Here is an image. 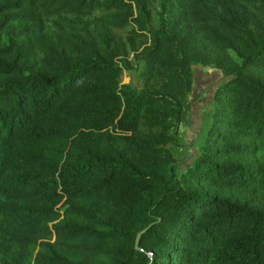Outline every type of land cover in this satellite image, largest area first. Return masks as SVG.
I'll use <instances>...</instances> for the list:
<instances>
[{
	"label": "trees",
	"instance_id": "1",
	"mask_svg": "<svg viewBox=\"0 0 264 264\" xmlns=\"http://www.w3.org/2000/svg\"><path fill=\"white\" fill-rule=\"evenodd\" d=\"M0 264H264V0H0Z\"/></svg>",
	"mask_w": 264,
	"mask_h": 264
},
{
	"label": "rangeland",
	"instance_id": "2",
	"mask_svg": "<svg viewBox=\"0 0 264 264\" xmlns=\"http://www.w3.org/2000/svg\"><path fill=\"white\" fill-rule=\"evenodd\" d=\"M154 24L158 25V17L154 16ZM131 26L119 29L118 33L125 37ZM133 68L125 70L120 78L121 83L141 88V66L132 60ZM193 83L188 96V107L182 121L175 129L177 145H168L176 161V174L181 179L182 171L191 165L201 152L207 130L212 121L214 108V92L223 81L220 70L201 64L192 66Z\"/></svg>",
	"mask_w": 264,
	"mask_h": 264
},
{
	"label": "water",
	"instance_id": "3",
	"mask_svg": "<svg viewBox=\"0 0 264 264\" xmlns=\"http://www.w3.org/2000/svg\"><path fill=\"white\" fill-rule=\"evenodd\" d=\"M136 247H137V241H136Z\"/></svg>",
	"mask_w": 264,
	"mask_h": 264
}]
</instances>
